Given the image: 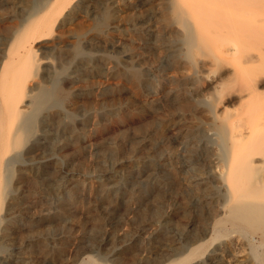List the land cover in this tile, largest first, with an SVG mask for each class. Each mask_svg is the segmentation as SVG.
<instances>
[{"label": "bare ground", "instance_id": "6f19581e", "mask_svg": "<svg viewBox=\"0 0 264 264\" xmlns=\"http://www.w3.org/2000/svg\"><path fill=\"white\" fill-rule=\"evenodd\" d=\"M15 1L0 47V264L48 254L50 218L108 246L109 260L79 259L60 224L58 264H264V0ZM62 126L63 161L100 172L86 183L37 152ZM51 180L60 199L28 214L41 201L24 205V188Z\"/></svg>", "mask_w": 264, "mask_h": 264}, {"label": "rangeland", "instance_id": "374dc122", "mask_svg": "<svg viewBox=\"0 0 264 264\" xmlns=\"http://www.w3.org/2000/svg\"><path fill=\"white\" fill-rule=\"evenodd\" d=\"M10 2V3H9ZM11 3H12V5H11ZM16 3V4H15ZM15 3H14V0H0V14H1V16H0V18L1 19H3L1 22H0V25H1V27H0V47H1V45L2 44H4L6 41H7V39L9 38V36H11L12 35V29L13 28H15L16 27V25L17 24H19V19L17 18L18 17V15L20 14V13H22L23 11H22V8L20 7V6H18L19 4H17V2L15 1ZM14 4H15V7L16 6H18V7H16V8H14ZM6 6V7H5ZM11 6V7H10ZM16 10V13H15V10ZM18 9V10H17ZM10 11H11V13H10ZM19 11V12H18ZM2 13H5V14H2ZM3 15H5V16H3ZM7 15H9V17L7 16ZM14 15V16H13ZM12 16V17H11ZM7 17V18H6ZM10 17L12 18V19H10ZM5 18V19H4ZM9 21V22H7V21ZM12 20V21H11ZM17 21V22H14V21ZM3 26V27H2ZM2 28V29H1ZM2 40H4V41H2ZM3 42V43H2ZM81 88V87H80ZM80 88H78L79 90H80ZM82 89V88H81ZM67 103V102H66ZM65 103V104H66ZM80 102H78L76 105L77 106H75L74 108V110H77L76 111V113L77 114H81L82 112H81V110L83 111V108H84V105L82 104V103H80ZM65 104H64V106H65ZM82 104V105H81ZM81 105V106H80ZM82 108V109H81ZM64 126H65V124H64ZM64 126H62V127H60V129L59 130H52V131H50L49 130V132H51V133H53V136L51 135V137H50V139H49V137H47L46 136V138H45V141H44V139H42L41 140V143L39 144V147H38V150L39 151H37L39 154H40V156H42V159H47V158H49V157H52V156H57L58 158H60L59 159V164H60V176H63L66 172H67V169H68V171H69V168H73L74 169V171H76L77 173L79 172L80 174H83L82 175V178H87L86 180H85V183L89 180V177H91V176H97L98 174H100V172H99V170H97L98 168L97 167H95V166H93V168L91 167V166H88V167H85V169L84 168H78V167H72V165H71V163L68 161H63V159L62 158H67V151H68V149L67 148H69V147H66V146H64L63 145V147L61 148V150H59V148H60V144H62L61 143V140H63V138H66V137H68V135L70 134L66 129H65V127ZM58 131V132H57ZM57 133H58V136H57ZM69 133V134H68ZM67 134V135H66ZM98 134H95L94 135V138H95V143L97 144V146H98V141H99V135L97 136ZM64 136V137H63ZM96 136V137H95ZM55 139H54V138ZM57 137V138H56ZM60 137H62V138H60ZM53 139V140H52ZM56 141V142H55ZM46 142V143H45ZM49 142V143H48ZM51 142V143H50ZM48 143V144H47ZM43 144V145H42ZM50 145V146H49ZM43 146V148H41ZM45 146V147H44ZM97 146H95V149H93V151H92V153H93V155H92V157H91V159L92 160H94V162L95 161H98V160H100V159H102V160H104L105 161V163L107 164V165H110L111 164V162L113 161L112 160V158L109 156V153H107V154H105L104 156H102L101 155V153H100V151H99V148L97 147ZM48 147H50V148H48ZM98 149V150H97ZM67 150V151H66ZM40 151H42L41 153H40ZM48 151H50V152H48ZM96 151V152H95ZM69 152V151H68ZM98 152V153H97ZM50 153V154H49ZM46 154V155H45ZM63 155V156H62ZM96 155V156H95ZM102 158H101V157ZM100 157V158H99ZM86 161H89V160H87L86 159ZM51 168V167H50ZM66 169V170H65ZM95 169V170H94ZM52 170V169H51ZM92 170H94V171H92ZM66 171V172H65ZM94 174H93V173ZM86 175V176H85ZM52 180H53V178L54 177H50ZM65 179V178H64ZM50 181L49 183H50V186L49 187H47L46 186V184H41V185H39V186H32V187H25L24 188V190H23V193L25 194V196L22 198V201H23V203H24V205H28V204H31L32 202H33V200H38V201H41L40 203H42V204H40V203H38L39 205L38 206H36L37 207V209L35 208V210L33 209V210H30L29 212H28V214H37L36 213V211H38L39 209H41V208H45V207H47V206H54V204H56L57 203V201L60 199V196H61V193H59V191H58V188L56 187V185H54V183H53V181ZM83 182H81V184L80 185H78L79 186V189H80V196H81V199H82V202L84 203V205L86 204L87 206L89 205V206H91V204H93L94 203V201L95 200H91V198L92 199H94L90 194H88V190L87 189H84V187H83ZM29 191V192H28ZM52 192V193H51ZM35 193V194H34ZM50 194H52V195H50ZM83 196V197H82ZM38 197V198H37ZM88 197H90V198H88ZM28 198V199H27ZM34 198V199H33ZM51 198V199H50ZM33 199V200H32ZM29 200V201H28ZM52 200V201H51ZM177 200V199H176ZM26 201V202H25ZM46 201H48L49 202V204H51V205H47V203H46ZM178 201V200H177ZM44 203H46V204H44ZM38 207H39V209H38ZM85 212V211H84ZM83 211H78V215L77 216H79V217H82L83 215V220L85 219L84 217H86V219L84 220L85 221V224H87V225H90L91 224V220H90V218L88 217V215H86L85 213H84ZM82 213V214H81ZM176 213H178V214H176ZM181 212H180V210L179 209H177L176 211H174V213L172 214V220L173 221H175V222H177V223H181V222H185V219H184V217L180 214ZM174 214L176 215V216H174ZM86 215V216H85ZM178 215V216H177ZM174 216V217H173ZM88 218H89V220H88ZM64 221V220H63ZM15 224H17V223H15ZM43 224H45V225H43ZM56 224V225H55ZM60 224H66V226H69V227H71V231H72V233H71V236L73 237V239L74 240H77V245L75 244V246H78V244H79V246H78V250H81V251H83V252H81L82 254H80L79 256H78V258L79 259H82V258H85L87 255H92L96 260H98V261H103V259L104 258H106L107 260H109V257L107 256V254H108V246H105V245H98L97 243V241H96V238L94 237V236H92V235H90V234H87L86 235V237L85 238H83V239H76V237H77V235H78V231H75V229H77L78 230V228L75 226V225H72L73 223L72 222H68V221H66V222H64V223H60L59 221L57 222V220H56V218H50V220H49V222L48 223H42L40 226H42V227H40V228H44V230H43V233H44V235L47 237V243H48V246H49V249H50V251H49V253L48 254H45V253H43V252H40V251H34V252H29V253H26V255H28V257L27 258H30V260H31V262H33L34 264H45V262H46V264H58V262L57 261H59V259H58V256H57V253H56V247H57V242H59L60 240H63V238L65 239V237L67 236V231H66V226H65V228H63V227H61L60 226ZM19 225V224H18ZM39 228V229H40ZM70 231V232H71ZM70 232H69V234H70ZM19 235V236H18ZM56 235V236H55ZM18 238L19 240H17V239H15L14 241H13V243H14V245L13 246H11L10 247V250L12 251L13 249V251H16L17 249H18V247L20 246V240H21V238H19L20 237V234L19 233H15L14 232V238ZM55 238V239H54ZM50 239V240H49ZM49 240V241H48ZM52 240V241H51ZM72 240V239H71ZM54 242L55 243V245L53 244V243H51V242ZM56 241V242H55ZM20 242V243H19ZM81 242V243H80ZM84 242V243H83ZM97 242V243H96ZM18 243V244H17ZM51 243V244H50ZM70 240H69V242H67V245H66V249H68V248H70L72 245H70ZM80 244H82V245H80ZM103 246V247H102ZM12 247H14L13 249H12ZM51 247V248H50ZM99 247H100V250H99ZM86 249H87V251H86ZM88 249H90V250H88ZM94 249V250H93ZM102 249H103V251H102ZM23 251V250H22ZM99 251H100V253H99ZM90 253V254H89ZM97 253V254H96ZM106 253V254H105ZM95 254L97 255V257L95 256ZM101 254V255H100ZM0 255L2 256H0L1 258H3L4 256H5V253L4 252H0ZM37 256H39V257H37ZM41 256L43 257V258H41ZM52 256V257H51ZM100 256V257H99ZM36 257V258H35ZM108 257V258H107ZM39 258V259H38ZM45 258V259H44ZM100 258V259H99ZM40 260V261H39ZM37 261V262H36ZM44 262V263H42V262Z\"/></svg>", "mask_w": 264, "mask_h": 264}]
</instances>
